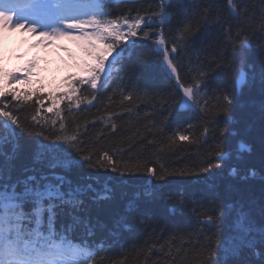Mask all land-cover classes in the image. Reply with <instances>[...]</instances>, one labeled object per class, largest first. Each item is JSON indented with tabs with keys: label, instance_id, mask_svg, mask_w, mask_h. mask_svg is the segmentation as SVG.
Segmentation results:
<instances>
[{
	"label": "snow or ice",
	"instance_id": "1",
	"mask_svg": "<svg viewBox=\"0 0 264 264\" xmlns=\"http://www.w3.org/2000/svg\"><path fill=\"white\" fill-rule=\"evenodd\" d=\"M116 0H0V30L8 29L31 32L41 37L39 43L51 44L59 39H69L80 43L84 54L89 58L79 64L81 74H71L66 77V91L59 95L49 92L47 99L50 106L46 109L53 113L56 119L41 116L44 109L45 96L39 93L21 91L11 88L23 79L27 82L36 62L16 72L0 68V264H97V257L106 251V243L95 240L96 231L107 229L106 224H93L89 216L82 215L84 197L88 196L93 202L107 201L113 198L114 189L104 185L100 189L91 183H74L69 175L73 169L86 166L88 169H111L121 174L144 172L157 181H165L172 176H196L205 178L213 175V169L220 167L219 163L207 162L204 166L189 169L169 170L164 165L157 168L135 161H123L114 158L108 150L102 152H87L81 147V131L77 126L70 129L65 122V109L60 107L67 101V111L71 113L73 106L80 108L82 103L91 105L97 99V91L106 90L111 81L119 76L123 82L124 61L130 59L139 42L149 43L153 52L160 57L161 63L174 78L179 94L177 96L157 95L139 81L134 82L131 91L121 92L124 100L139 99L151 103L159 99L162 113L176 105L180 110L197 113L209 123H214L220 115L225 117V126L220 129V135L229 131L227 125L232 120L234 98L219 86L210 88L208 81L211 73L218 69L230 68L231 64L221 61L199 62L194 69L196 75L187 83L182 81L179 74L178 59L181 54H187L193 47L194 37L205 27L223 25V17L212 13L210 7H205L202 14L192 12V0L182 4L177 10L179 16L175 34H166L165 25L171 20L170 11L172 0H156V9L152 11L133 10L113 18L110 6ZM121 3L126 0H120ZM264 5V0H260ZM229 15L237 21L235 33L232 24L223 25L226 38L232 44L233 60L241 59L242 67L247 65L246 50L251 47L250 38L243 31L253 27L261 37H264V7H261L259 19L248 14L245 0H226ZM135 14L133 15V12ZM200 16L198 19L197 16ZM234 37V38H233ZM170 45V46H169ZM260 82L264 95V44L259 45ZM90 61V62H89ZM254 70V66H253ZM24 75L21 76L20 73ZM237 86L243 88L254 83L249 71H240L235 79ZM87 85L85 92L81 88ZM33 96H36L33 101ZM11 97V101L6 98ZM12 101L16 103H11ZM34 105V114L22 116L21 108ZM264 108V102H262ZM170 111L164 114V119L153 129L163 132L167 125ZM103 119V117L101 118ZM57 121L59 125L57 128ZM115 130L116 125H111ZM192 127L191 124L188 125ZM54 131L48 134L47 129ZM209 131L204 126V134ZM35 140L29 159L31 164L23 163L25 138ZM179 141H189L188 135L179 134ZM154 143V142H153ZM175 143L170 138L168 147ZM241 150H250L246 144L240 145ZM216 160L223 159L225 153L220 151L217 144ZM164 149L162 148L161 151ZM59 169L60 171H57ZM256 175L253 170L251 173ZM91 177H84L90 179ZM151 201L156 192L150 186H145L143 192H136L134 198L127 204L129 212L134 211L141 196ZM171 211L177 206L186 204L182 193H175ZM191 214L197 216V224L219 230L225 221H229V237L225 240L213 241L203 247L206 254L197 257L199 264H228L229 259L238 261L243 248L252 247L255 234L264 239V223H257L251 208L231 204L213 206L211 214L206 213L205 219L200 220L195 208ZM264 217V207L260 209ZM150 215L136 218L132 230H144L156 227L150 224ZM130 226L127 217H121L116 225L109 229L112 234ZM166 227V224H165ZM160 232L164 228L159 229ZM179 231V230H177ZM176 233L172 234L175 239ZM193 236L188 234L189 242ZM199 240V237H196ZM211 241L212 237H206ZM163 248L164 245L152 243L150 249ZM149 251V249H145ZM176 253L181 248L175 249ZM168 255L172 260L171 248ZM124 259H118L114 264H124ZM144 264H148L147 256Z\"/></svg>",
	"mask_w": 264,
	"mask_h": 264
},
{
	"label": "trees",
	"instance_id": "2",
	"mask_svg": "<svg viewBox=\"0 0 264 264\" xmlns=\"http://www.w3.org/2000/svg\"><path fill=\"white\" fill-rule=\"evenodd\" d=\"M250 16L255 15L259 19L261 7L260 0H245ZM188 0H172L170 11L171 20L164 26L166 34H175L179 16L176 10L187 4ZM205 7H210L212 13H219L223 17V25L232 24V32L237 31V21L229 15L226 0H192V12L202 14ZM120 14L129 9L152 11L156 9V0H141L123 3L117 8ZM135 11L133 12V15ZM199 19L200 16L198 15ZM223 25H212L202 28L194 37L193 47L187 54H181L178 59L179 71L182 81L189 82L195 75L194 69L199 62L221 61L231 64L230 68L218 69L211 73L208 81L210 88L217 86L230 93L234 98L232 108V120L227 125L229 131L222 138L220 129L225 126V117L220 115L214 123H209L198 114L189 111H178V106L173 105L168 116L167 125L163 132L152 128L155 122L157 126L164 119L159 99L151 103L135 99L124 100L121 92L131 91L134 82L139 81L148 89L160 95L170 94L177 96L172 82L163 73L158 65L157 55L148 46H140L134 56L126 62L123 82L117 87L100 97L98 104L91 109L67 111V101L63 104L65 109L64 119L70 129L80 128L82 133L81 147L87 152H102L108 150L109 154H115L114 158L123 161L139 160L142 164L157 168L164 165L172 169H193L204 166L207 162L219 163L218 169H213V175L205 178L196 176H172L165 181H157L149 174L139 172L135 174H121L112 172L111 169H88L86 166L68 174L74 183H90L99 185L103 179L116 180L119 184H112L115 193L113 198L107 201L93 202L91 208L83 211L82 215L89 216L93 224H106L107 229L97 236L108 235L111 249L97 257V264H114L118 259H124V264H144L147 256L148 264H199L197 257H203L206 251L203 246L213 241L227 239L229 237V221L219 230L206 228L201 223L197 224V216L191 214L195 208L199 219H205V214L213 212L214 205L231 204L239 208H251L252 215L257 223H264V217L260 215V209L264 207V95L260 82L261 50L259 45L264 44V37L253 27H245L243 31L250 38L251 47L246 50L247 65L242 67L241 59L233 60L232 44L225 36ZM234 38V37H233ZM150 46V47H149ZM170 46V45H169ZM254 66V70H253ZM249 71L254 83L243 88L235 83L240 71ZM239 88V89H238ZM86 95V92H81ZM89 96V95H88ZM34 101V100H33ZM84 104V103H82ZM34 105L21 108L22 116L34 114ZM41 116L56 119L53 113H48L44 107ZM103 117V119H101ZM116 125L115 130L112 124ZM192 127L189 128L188 125ZM208 125L209 131L204 134V126ZM59 121H57V128ZM54 129L48 128V134ZM184 134L190 137L189 141H179L178 135ZM170 138H175V143L168 147ZM154 142V143H153ZM23 163L31 164L29 154L35 144V140L25 138ZM246 144L250 150H241L240 145ZM217 144L220 151L225 153L223 159L216 160ZM164 149L161 151V149ZM255 171L256 175L251 173ZM57 171H60L57 169ZM90 176V179L84 177ZM123 180H126L125 184ZM145 181H151L155 188L156 197L149 201L141 196L137 201L138 207L129 212L127 204L134 198L136 192H143ZM210 181V182H209ZM206 182L211 183L210 186ZM120 185V186H119ZM123 192H116V189ZM182 193L186 204L177 206L171 211L175 193ZM125 196L121 200V195ZM89 198V195L87 196ZM85 209V208H84ZM150 215L151 228L144 230H132L136 218ZM127 217L130 226L118 230L117 234H109L117 220ZM166 224V227H165ZM160 228H164L160 232ZM179 230V231H177ZM176 233L175 239L172 234ZM193 238L189 242L188 234ZM199 237V240L196 237ZM211 236L209 241L206 237ZM106 239V238H105ZM156 243L164 245L163 248L150 249V245ZM254 246L245 247L240 253L238 261L229 259L228 264H264V239L255 234L252 241ZM171 248L173 261L168 255ZM181 248L180 253L175 249ZM149 249V251H145Z\"/></svg>",
	"mask_w": 264,
	"mask_h": 264
},
{
	"label": "bare ground",
	"instance_id": "3",
	"mask_svg": "<svg viewBox=\"0 0 264 264\" xmlns=\"http://www.w3.org/2000/svg\"><path fill=\"white\" fill-rule=\"evenodd\" d=\"M158 65H159V67H160V64H159V63H158ZM125 182H126V180H123V183H124V184H125ZM209 182H210V181H209ZM209 182H206L208 186L211 185V183H209ZM118 184H119V182H118ZM119 186H120V185H119ZM157 188L159 189V187H157ZM118 191L123 192V191H125V190L122 189V188H121V190L116 189V192H118ZM125 192H127V191H125ZM114 193H115V190H114ZM114 193H113V194H114ZM124 197H126V195L124 196L123 193H122V195H121V200H123ZM90 204H91V202L87 204L88 209L91 208V206H92V205H90ZM102 237L107 239V237H109V236H108V235H101L100 238H102ZM111 247H112V245L110 244L108 250H110ZM108 250H107V251H108Z\"/></svg>",
	"mask_w": 264,
	"mask_h": 264
}]
</instances>
